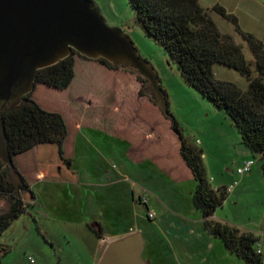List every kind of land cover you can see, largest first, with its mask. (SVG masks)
Here are the masks:
<instances>
[{"label": "trees", "instance_id": "1", "mask_svg": "<svg viewBox=\"0 0 264 264\" xmlns=\"http://www.w3.org/2000/svg\"><path fill=\"white\" fill-rule=\"evenodd\" d=\"M143 30L160 44L177 65L189 86L210 101L231 120L241 137V143L253 156L264 159V45L253 35L240 30L233 15L215 6L212 11L229 21L253 58L256 77L242 47L231 35L222 34L201 0H127ZM75 52L57 64L37 71L31 92L11 110L2 114L7 149L17 185L12 181L10 167L0 159V202L8 201V209L0 213L2 234L36 201L34 184L40 180L77 182L72 171L75 137L79 129L77 118H66L61 107L54 108L37 96L36 86L64 92L74 76ZM109 70H119L105 59L96 61ZM222 66L245 78L247 88L216 79L214 67ZM136 80L145 86L146 80L132 70ZM167 105V103H166ZM157 109L170 123L177 136L179 154L196 182L193 205L201 211L208 232L218 238L230 253L244 264H264L262 252H257L261 240L251 233L241 232L214 220L216 210L224 204L226 188L213 189L206 174L203 153L187 136L173 114H164L142 88L123 98L115 134L123 137L131 123L145 124L142 113ZM264 242V237H263ZM0 241V260L9 253Z\"/></svg>", "mask_w": 264, "mask_h": 264}, {"label": "crops", "instance_id": "2", "mask_svg": "<svg viewBox=\"0 0 264 264\" xmlns=\"http://www.w3.org/2000/svg\"><path fill=\"white\" fill-rule=\"evenodd\" d=\"M201 6L209 10L218 30L231 35L237 45L234 25L214 13L215 6L233 15L241 31L264 45V0H201ZM91 64L76 61L70 87L59 93L60 98L71 94L68 101L61 102L60 112L79 120L71 166L77 182L40 180L34 184L35 215L87 229L93 242L87 256L79 254L84 264H98L110 243L139 232L151 242L152 264H164L167 257L171 258L169 264H183L182 259L184 264H224L222 260L229 264L228 256L234 255L208 232L201 211L193 205L196 182L180 157L170 123L150 107L142 113L148 119L143 126L131 123L123 137H117L114 129L122 100L139 91L141 84L130 77L132 90L122 91L117 100L106 90L104 100L99 101L97 94L82 86L81 74L91 69ZM214 74L216 79L227 81L219 78L215 67ZM73 86L77 90L72 92ZM53 106L59 111L56 100ZM189 140L204 153L198 138ZM204 166L213 189L227 188L225 184L213 186L215 179L205 162ZM142 199H146L145 204ZM150 209L157 213L152 221L148 219ZM162 244L168 246L167 253L161 252Z\"/></svg>", "mask_w": 264, "mask_h": 264}, {"label": "rangeland", "instance_id": "3", "mask_svg": "<svg viewBox=\"0 0 264 264\" xmlns=\"http://www.w3.org/2000/svg\"><path fill=\"white\" fill-rule=\"evenodd\" d=\"M89 1L100 14L105 26L118 30L122 36L128 38L132 49L136 51V58L150 66L158 78L157 88L165 96L164 103H167L169 111L187 138H198L202 142L204 162L208 166L210 176L215 179L213 186L217 184L229 186L238 181V186L227 193L229 195L223 206L216 211L214 220L259 238L260 250L264 256V159L253 156L241 143L238 131L224 112L217 110L210 101L187 84L166 50L143 30L127 0ZM234 38L242 47L243 55L250 64L252 76L256 77L248 47L237 35ZM72 52L76 53L75 62L92 63V66H89L91 69L81 74L82 86H87L94 92L93 94H97L99 101L104 100L106 90L110 94L114 93L112 100H117L122 91L132 90L134 82L130 77L135 75L130 74V70L147 81L144 87L141 86L143 91L151 85L148 79L130 66L124 68L118 66L115 68L119 70H109L97 64L98 59H105L102 56L93 60L75 49ZM105 60L109 63L107 59ZM215 71L219 73L220 79L247 88L245 78L236 71L222 66H215ZM74 90L77 89L73 86L71 91ZM36 92L44 102L54 104L56 100L60 107L61 102L65 103L71 96L67 92L64 98H60L59 91L42 85L36 86ZM248 160L254 161L251 171L238 176L236 170ZM1 204L0 213H3L9 204L7 200H2ZM33 207V204L30 205L26 213L16 219L2 234L0 241L9 247L10 251L1 258L0 264H84L82 262L85 259L79 257L88 255L89 245L93 242V237L87 229L43 219L42 216L35 215L37 208ZM150 212L154 217L157 216L153 209H150ZM153 218L148 219L152 221ZM134 234L142 236L140 232ZM162 245L161 252L167 253L168 246ZM151 250V242L147 243L144 240L141 251L143 264H152ZM30 258L33 259L32 263ZM228 258L229 264H244L235 256L230 255ZM169 260L171 261L170 257L165 258L164 264H169ZM182 261L184 264V259Z\"/></svg>", "mask_w": 264, "mask_h": 264}, {"label": "water", "instance_id": "4", "mask_svg": "<svg viewBox=\"0 0 264 264\" xmlns=\"http://www.w3.org/2000/svg\"><path fill=\"white\" fill-rule=\"evenodd\" d=\"M90 59L100 56L113 67L130 66L151 83L143 92L164 114L167 105L158 78L136 58L128 38L105 26L89 0H0V159L19 181L7 149L2 114L33 89L38 70L57 64L73 50ZM144 240L132 234L110 243L98 264H143Z\"/></svg>", "mask_w": 264, "mask_h": 264}, {"label": "built area", "instance_id": "5", "mask_svg": "<svg viewBox=\"0 0 264 264\" xmlns=\"http://www.w3.org/2000/svg\"><path fill=\"white\" fill-rule=\"evenodd\" d=\"M254 165V161L253 160H248V161H244L241 165V167H239L237 170H236V173L237 175H243L245 173H248L252 167ZM238 186V181H234V183L232 185H230L229 187H227L225 190L227 193H230L232 192L236 187ZM141 203L145 204L146 202V199H142L140 200ZM154 215L149 213L148 214V218H153ZM257 252L260 253L261 250H260V245L257 246ZM30 262L32 263L33 262V259L30 258Z\"/></svg>", "mask_w": 264, "mask_h": 264}]
</instances>
